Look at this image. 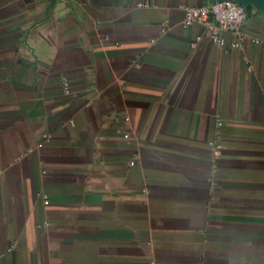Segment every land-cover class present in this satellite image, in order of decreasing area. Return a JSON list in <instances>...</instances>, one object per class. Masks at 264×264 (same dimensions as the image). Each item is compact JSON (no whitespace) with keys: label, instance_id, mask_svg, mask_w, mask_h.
Returning <instances> with one entry per match:
<instances>
[{"label":"crops","instance_id":"1","mask_svg":"<svg viewBox=\"0 0 264 264\" xmlns=\"http://www.w3.org/2000/svg\"><path fill=\"white\" fill-rule=\"evenodd\" d=\"M213 1L0 0V264H264V10Z\"/></svg>","mask_w":264,"mask_h":264},{"label":"built area","instance_id":"2","mask_svg":"<svg viewBox=\"0 0 264 264\" xmlns=\"http://www.w3.org/2000/svg\"><path fill=\"white\" fill-rule=\"evenodd\" d=\"M181 8L183 11V26L187 27L193 23L202 24L205 28L206 37L211 42L220 45L224 44L221 32H231L236 35V39L231 42V46L240 47L242 45L241 32L248 17L242 4L235 0H214L207 5L191 6L182 4ZM252 41L264 50V41L256 38H253ZM62 80L65 91L68 92L65 77H62ZM215 147L218 150V145H215Z\"/></svg>","mask_w":264,"mask_h":264},{"label":"water","instance_id":"3","mask_svg":"<svg viewBox=\"0 0 264 264\" xmlns=\"http://www.w3.org/2000/svg\"><path fill=\"white\" fill-rule=\"evenodd\" d=\"M236 2L245 6L246 4H253L264 10V0H235Z\"/></svg>","mask_w":264,"mask_h":264},{"label":"trees","instance_id":"4","mask_svg":"<svg viewBox=\"0 0 264 264\" xmlns=\"http://www.w3.org/2000/svg\"><path fill=\"white\" fill-rule=\"evenodd\" d=\"M249 7H245L246 11L248 10Z\"/></svg>","mask_w":264,"mask_h":264}]
</instances>
